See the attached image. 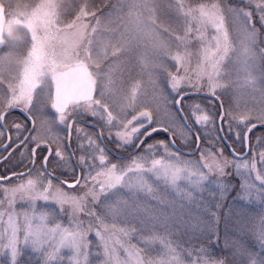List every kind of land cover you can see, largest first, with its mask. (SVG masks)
<instances>
[{"label": "snow or ice", "instance_id": "6c2138e0", "mask_svg": "<svg viewBox=\"0 0 264 264\" xmlns=\"http://www.w3.org/2000/svg\"><path fill=\"white\" fill-rule=\"evenodd\" d=\"M192 7L197 38L207 40L209 26L217 33L207 82L157 76L123 120L90 104L82 113L80 102L66 118L63 98L38 100L23 90L0 108V264H223L192 253L186 260L157 231L168 214L150 211L191 201L189 186L237 167L264 188V146L256 147L264 114L225 107L213 71L225 8L236 5ZM248 18L264 20V6L255 15L249 8ZM258 242L264 246V232Z\"/></svg>", "mask_w": 264, "mask_h": 264}, {"label": "rangeland", "instance_id": "374dc122", "mask_svg": "<svg viewBox=\"0 0 264 264\" xmlns=\"http://www.w3.org/2000/svg\"><path fill=\"white\" fill-rule=\"evenodd\" d=\"M230 2L237 10L225 8L227 32L221 27L223 43L213 54V71L222 86L225 107L245 115H261L264 28L259 24L264 20L254 24L248 18V9L255 15L264 0ZM0 3L5 10L0 108L21 90L29 97L34 93L38 100H51L50 75L81 63L88 66L96 87L95 99L89 104H98L101 110L107 107L121 120L135 113L141 103L142 87L157 76L207 82L208 50L216 49L213 37L217 33L209 26L207 40L197 38V23L192 19V6L197 2L112 0L111 7L108 5L101 14L91 12L84 0ZM85 106L87 110L89 105ZM64 116L68 118L69 114ZM260 146L264 141L256 146L257 150ZM259 172L264 174V166L259 167ZM230 173L219 179L209 176L199 187L189 186V202L180 200L163 207L156 204L150 209L168 214L167 223L157 231L186 260L192 253L223 264L264 261V246L258 242L264 232V188L254 182L255 174L248 168L237 167ZM125 195L133 198L130 193ZM168 198H172L171 194ZM150 251L158 254L159 248Z\"/></svg>", "mask_w": 264, "mask_h": 264}, {"label": "water", "instance_id": "95a60500", "mask_svg": "<svg viewBox=\"0 0 264 264\" xmlns=\"http://www.w3.org/2000/svg\"><path fill=\"white\" fill-rule=\"evenodd\" d=\"M5 17L0 5V49L4 46L3 28ZM53 85L52 99L63 98L64 109L70 102H84L93 98L94 86L88 68L75 65L51 76ZM218 103V102H217Z\"/></svg>", "mask_w": 264, "mask_h": 264}, {"label": "trees", "instance_id": "16d2710c", "mask_svg": "<svg viewBox=\"0 0 264 264\" xmlns=\"http://www.w3.org/2000/svg\"><path fill=\"white\" fill-rule=\"evenodd\" d=\"M85 3L88 5V9L91 12H98V14H101L104 9L109 5V8L111 7V1L112 0H84ZM208 0H204V2H207ZM228 4H233L230 2V0H225ZM191 3L197 2L200 3L201 0H190ZM98 16V15H97Z\"/></svg>", "mask_w": 264, "mask_h": 264}, {"label": "flooded vegetation", "instance_id": "af4514ba", "mask_svg": "<svg viewBox=\"0 0 264 264\" xmlns=\"http://www.w3.org/2000/svg\"><path fill=\"white\" fill-rule=\"evenodd\" d=\"M64 68H62V69H57V70H55L54 72H58V71H62ZM53 72V73H54ZM50 86H51V84H50ZM51 89H52V86H51ZM93 101V100H92ZM89 103L90 102H83V103H80V106L82 107L81 109V112L83 113V112H86L87 110L83 107V106H85V105H89ZM95 104V103H94ZM75 105H76V103H74V102H72V103H70L69 104V106L67 107V109L64 111V115L66 114V113H68L69 114V116H68V118H71V115H72V111H73V108L75 107ZM98 106V104H95V107H97ZM86 107V106H85Z\"/></svg>", "mask_w": 264, "mask_h": 264}]
</instances>
